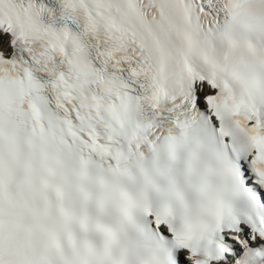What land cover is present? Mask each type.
Masks as SVG:
<instances>
[{
  "label": "snow or ice",
  "instance_id": "6c2138e0",
  "mask_svg": "<svg viewBox=\"0 0 264 264\" xmlns=\"http://www.w3.org/2000/svg\"><path fill=\"white\" fill-rule=\"evenodd\" d=\"M0 264H264V0H0Z\"/></svg>",
  "mask_w": 264,
  "mask_h": 264
}]
</instances>
